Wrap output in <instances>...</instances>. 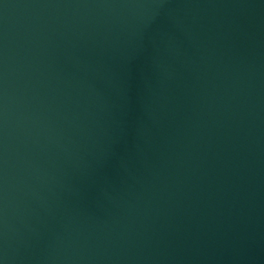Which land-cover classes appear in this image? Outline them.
Here are the masks:
<instances>
[{
  "label": "water",
  "instance_id": "obj_1",
  "mask_svg": "<svg viewBox=\"0 0 264 264\" xmlns=\"http://www.w3.org/2000/svg\"><path fill=\"white\" fill-rule=\"evenodd\" d=\"M0 264H264V0H0Z\"/></svg>",
  "mask_w": 264,
  "mask_h": 264
}]
</instances>
